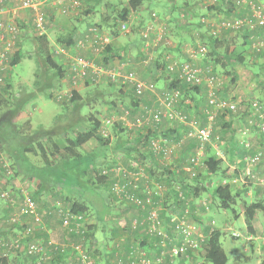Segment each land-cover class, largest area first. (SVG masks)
Instances as JSON below:
<instances>
[{
	"label": "trees",
	"instance_id": "trees-1",
	"mask_svg": "<svg viewBox=\"0 0 264 264\" xmlns=\"http://www.w3.org/2000/svg\"><path fill=\"white\" fill-rule=\"evenodd\" d=\"M151 0H127V2L122 6L121 10L117 12L116 16L113 19V23L109 22L107 18H103L102 21L98 24H88L87 26L93 25L96 26L100 32L104 31L102 28L109 29L110 33H106L109 35L111 39L118 36L119 32L122 31L120 28L121 24H128L129 14L138 9L143 4H148V6H153L150 4ZM172 2L171 8H167L166 14L171 17V22L176 23V19L172 16L174 12H176L175 7L177 6L178 0H170ZM189 1V0H188ZM187 0H183L180 5H178L181 9L177 12H183L184 16L188 15H194L193 11L190 8V4ZM202 2V1H201ZM229 3V7H222L221 3ZM257 3H262L258 0H255ZM203 4V2H202ZM212 5V3L207 4L205 7L210 9H217L218 11H225L226 9L232 10L233 6L237 5L236 0H216ZM264 4V3H262ZM241 5V4H240ZM239 6V5H238ZM220 7V8H219ZM232 7V8H231ZM92 11L89 9L85 11V15H89ZM157 13V14H156ZM215 13V12H214ZM155 14V16H153ZM160 16V13L156 12L155 10H150V12H147L146 16L143 19V26L147 25V22H150L154 20V22L157 21L156 17ZM199 16V15H198ZM236 16H227L224 15V17H209L204 14L197 17L198 24L204 25L207 28L208 35L206 36V39H204V35H202V39L205 41L198 40V43L202 45L208 46V55L212 58L214 57V62L217 63L222 58L226 61L227 64H230L232 60H236L238 62H245V56L242 53V51H239L238 48H240L241 44L236 46V50L233 49L231 52H229V46L231 43H235V39H238L241 37L242 43L246 44L247 46H251V48L256 53H260L264 50V47L260 50H256L255 47H253V41L255 39H252L253 35L252 33L255 31L257 32V28H261L264 26H257L253 30H233L229 28H218L216 26L217 22H220L222 19H233ZM161 18V17H159ZM217 18V21L215 20ZM147 21L144 23V20ZM162 19V18H161ZM188 19V18H186ZM213 19V20H212ZM213 21V22H212ZM179 22V21H178ZM212 22V24H211ZM19 24V23H18ZM174 25V23H173ZM174 27H177L175 26ZM129 26V25H128ZM17 25L18 30H22V26ZM180 27V26H179ZM86 29V28H85ZM218 29L217 33H213L214 30ZM18 31L16 34V48L13 50V52L9 55V67L15 65L23 56V50L21 49L23 35H21V32ZM83 31V30H82ZM80 34H76V28L73 27L69 29L66 33V35L62 36V38H59L57 41L61 44V46L69 47L73 45ZM23 36V37H22ZM139 36L142 48H147L144 46V43L146 41V37H144L142 34H140L139 30ZM148 36L150 39L154 36V34L150 31ZM255 36V34H254ZM259 36V35H258ZM21 39V42L19 41ZM164 39L160 40L155 46L157 49L160 45L165 44L163 42ZM32 43L34 45L35 52L39 56V62L41 64V69L38 70L36 77L37 79L34 80V85L38 88L40 93H43L47 98H52L53 100H56V102L61 103L66 108L69 107V103H77L78 101L82 102L81 96L79 93H77L76 90H73L71 97L64 98L62 100H57L56 97L51 92V87H49V81H45L42 76V74H47L48 70L56 71L57 76L63 77L66 75V70L63 68V66L54 60L52 57V54L48 47V38L46 35L44 36H36ZM198 44L195 45V47ZM154 47V46H153ZM116 47L113 44V41L109 42L105 45L104 49L101 51V54L94 59V61L97 64H102L105 67H108L112 64V60L114 55L117 54ZM150 49V48H147ZM223 49V50H221ZM238 49V50H237ZM242 50V48H240ZM122 51V50H121ZM123 53V51H122ZM139 53H142L143 61L144 63H148L149 58L147 56H144V51L139 50ZM198 56V55H197ZM204 56V55H203ZM193 58L190 54L189 59L187 60H166L164 58L160 59V63L158 65L160 66V74L156 77L158 80H165L168 83L164 84V87L168 88H177L180 91V94L186 96L190 95V97L193 98V96L197 93H200V89H203V86H206V84L201 83V85H188L186 84L182 79L179 77V69L178 65L185 62H190L193 64ZM192 59V60H191ZM156 57H154L153 64H155ZM224 61V62H225ZM120 62L125 63L127 66L129 65V62L127 60H120ZM223 62V63H224ZM175 64L172 67V70L168 69L169 64ZM224 63V64H226ZM145 64V65H146ZM152 64V65H153ZM157 64V62H156ZM196 64V63H194ZM196 65L201 66V63H197ZM154 66V65H153ZM205 66H209L211 68V74H215L214 69L212 65L206 64ZM129 70V67L127 68ZM136 74L143 79L142 75L138 70H135ZM216 75V74H215ZM145 80V79H143ZM13 80L10 77V68L7 69V75L4 79V83L0 85V175L2 177H8L6 172L4 173L3 168L1 166L2 163V152H6L9 156V159H12L14 163V173H17V170H21L22 168H25L30 164V166H33L29 160V155H36L37 152L40 154V156L43 158L42 163L39 165H34L35 168L41 169L43 173L40 174L39 171H29L30 174H34L35 178H38L39 180V187L36 189V191H33L32 196L35 200V203L37 200L41 199V195L43 193L44 189V182H51L54 181V175L55 169L57 172L59 170L63 169H74L73 164L70 161L76 160L78 166L81 168V177L78 178L76 184L74 185V191H71V189L66 190V194L63 196L64 203L61 205L56 204L55 208L53 206L47 207L44 211V215H51V211L54 210L57 212L59 217V225L62 227V218L64 217L65 213L72 214V215H80L81 216V222H83V226H85V230H83V227H74V220L72 218L69 219V225L71 229L68 227H62L65 232L66 238L63 242H57V244H48V238L46 237L45 233L47 231L45 223H43V219L40 215V223H36L34 219L31 216H21L19 218V221L11 222L10 216L13 212H16L18 210V207L16 210H12L13 206L9 205L8 202H3L6 206L5 210V220L7 227H3L0 225V239L6 240V242L9 244L14 240H17L18 246L7 248L6 246H0V264H78V261L81 259L80 254H78L77 250L71 246L70 243H76L80 242L82 247L86 245L90 239H91V233L92 231L90 228L92 226H89L88 223L84 219H86L88 213H89V205L86 202V199L79 193L76 194V190L78 187L84 189L89 183L91 182V185H95V182L92 181V178H84L88 172L92 173L93 176H95L96 182L100 185L104 186V183H108L109 190L113 197L116 200L119 201H126L129 203L130 207L129 209H137L138 211L142 212V217L137 219V225L135 228H131V222L130 219H133L132 217L128 219V224L124 225V227L121 228H127L129 231L138 230L139 228L144 229V234L149 239L152 240L151 246L154 247L155 253L151 254V252L144 246L136 245V248H142L144 252L146 253V256L148 258H151V262L149 264H186L185 262H188L187 264H238L241 260H247L249 258H241L240 256H233L232 259H230L229 255L225 251L224 247L221 245L220 239L222 231L219 226H216L214 216L216 213H220L221 210H229L235 216L237 217L239 215V210L235 207L237 201L240 199L242 201L243 205V216L246 228L248 232H253L252 227V221L254 219V216L258 209L264 208V204L260 201H257L255 199H250L248 196H246V193L244 191L245 186L247 185H237L238 183H242L240 180H237L233 182V178H235L238 175V172H235L233 174L234 176L229 175L227 172L229 169L224 164L223 158L219 156L216 153V150H212L208 144H205L203 146V159L194 166L192 163L191 170L186 171L181 168L182 164L184 163L183 159H180L177 164L175 163V166L179 168V172H176L175 166H170L172 161L169 163L162 162L159 157L163 155L162 152H159V154L154 153L153 151H150L149 154L146 155V148H148L149 142L151 138H162L167 141V134L166 131L160 128L158 129H147L143 130L141 134H137L135 136V139L133 141H128L127 139H122V148L123 150L120 151L122 155L120 156V166L124 167V171L119 172L117 178H120V183H127L130 179L129 171L138 170L141 166L143 171V176H140L139 180L136 181L138 185V192L137 195L141 198H145L148 196V188H150V197L152 198L153 205L160 207V209L157 210V213L160 217L169 220L172 215L177 216L180 220L181 218H185V213L188 211L189 208L192 210L197 209L200 211L198 215L196 216L198 218V222L200 220L201 223H199V227L201 228V234L202 239L201 241L195 246L192 247L189 244L184 245L186 248L183 252H176L173 253L170 250V246L168 243L164 247H161L159 243V237L155 235H150L147 233L146 229H148V222L146 219V216L148 214V210L152 206L146 205L145 208H141L140 206H137L135 202H133L130 199L125 198H119L117 195L112 191V177L110 179V183L108 182V171H110L117 163H112L108 167H106V174H103L104 168H95L98 164H95L92 162H89L87 165L81 162L82 158H86L88 161V156L84 155V153L80 150V145L84 142L90 140V139H98L102 140L103 136L100 135L99 129L102 124V121L98 118H96L94 115L89 114L87 119L85 118L86 122L83 126L77 128L74 132H71V128H69L68 132L66 134L62 135L58 141L55 139L54 136L50 135V132L45 130L44 132L41 130L40 133H36V136L38 134L41 135L42 138L45 139L42 142V140H38L34 137L35 134L31 129V123L30 119H27L24 123L17 122L15 120L16 116L20 111L23 110L24 105L30 101V99L33 98L34 92L32 90H28L27 86L25 84H20L18 87L13 86ZM147 83L154 84L153 82ZM231 81H235V74L232 75ZM110 84H112L110 82ZM128 84V83H127ZM130 85V84H129ZM156 86V85H155ZM157 87V86H156ZM157 89H160L159 87ZM208 89V88H207ZM130 90L133 92V96L139 97L134 92V86L130 85ZM21 92L20 94H17L16 92ZM146 92L151 91L149 89H146L145 92L140 95V97L144 96ZM132 96V97H133ZM139 97V98H140ZM196 97V96H194ZM220 98H225L218 96ZM205 102L208 105V93L206 92V98ZM132 100V99H131ZM193 100V99H192ZM263 106V102L261 99H257ZM83 103V102H82ZM113 105V103H112ZM199 105V104H197ZM210 106V105H208ZM71 107V106H70ZM185 107L187 108V104H185ZM211 107V106H210ZM78 108V105H74L71 107L72 110H76ZM264 108V106H263ZM186 112L185 108H181ZM139 111H137L138 113ZM225 113V112H224ZM231 115H239L240 112L236 113H228ZM130 115V113H129ZM244 117L245 114H240ZM133 119L134 117H130ZM213 121V120H212ZM211 121V123H212ZM117 126V124H115ZM123 125V124H122ZM206 123L199 125V126H205ZM124 126V125H123ZM127 128L126 126H124ZM122 127L123 129H125ZM191 127L188 126L185 129V135L184 140L189 142L190 146L189 149L197 148L199 146V143L195 137L187 136V133L190 131ZM25 137V138H24ZM180 138V137H178ZM176 137V140L178 139ZM180 140V139H179ZM178 140V141H179ZM38 145V149H36L33 146L34 142ZM124 141V142H123ZM128 141V142H127ZM185 141V142H186ZM120 142V143H121ZM142 143V144H141ZM47 144V145H46ZM146 147L144 152H142L140 145H143ZM168 144V141L166 142ZM165 144V145H166ZM168 146H171L168 144ZM195 149L192 151L191 154L195 152ZM137 153L141 155V158L138 159L137 166L131 165V160H133L132 154ZM146 155V156H145ZM171 155V154H170ZM188 158H191V155L189 154ZM119 159V160H120ZM101 169V171L99 170ZM193 169V170H192ZM95 171V172H94ZM231 171V170H230ZM2 172V174H1ZM192 172H195V176H191ZM95 174V175H94ZM79 175V176H80ZM116 178V179H117ZM85 179V180H84ZM51 180V181H50ZM59 181V180H58ZM55 184H60V182L55 181ZM164 184L167 187H163L160 184ZM54 184V183H53ZM158 185L164 188L162 192H159L155 187L152 185ZM248 185H262L264 184H254L252 182L244 183ZM90 185V186H91ZM148 187H147V186ZM107 187V186H106ZM153 187V189H151ZM127 190L129 192H134V190L127 186ZM181 194L179 195V193ZM204 192L207 194L210 193V198L208 202H205L203 200ZM77 195V196H76ZM20 199L22 198L21 192L19 195ZM202 198V202H200L199 206H196V202L198 199ZM2 201V200H0ZM6 201V200H5ZM198 207V208H197ZM36 210L39 214V210L36 204ZM186 210V211H185ZM206 210V211H204ZM112 213V212H111ZM110 213V214H111ZM4 214V213H2ZM110 214L109 217L111 216ZM213 214V216H212ZM185 215V216H184ZM23 217H29L31 218L33 223L30 222H22ZM127 217V216H126ZM205 217V220H202V218ZM203 222V223H202ZM104 223V222H103ZM29 228V232L26 233L25 230ZM82 231V232H80ZM143 232V230L141 229ZM11 232H15V234L12 236ZM67 235L69 236L67 238ZM171 236L170 230H167V237ZM73 238V239H72ZM166 240V239H165ZM31 243H39L41 246H43L44 249H42L40 252H31L28 253V247ZM20 245L22 246L20 248ZM134 245H128L127 247V253L125 254L123 251L121 253H117V248L113 249V257L108 252H105L106 255H108L107 259L100 264H126L127 262L124 259L130 255V252L133 251L134 254L131 256L132 259L130 260H137V263L135 264H147L142 263L139 258L142 257L137 250H135ZM166 247V248H165ZM166 249L163 254L160 252L162 249ZM44 252H47L44 254ZM86 252V251H85ZM117 253V254H116ZM88 254V253H87ZM45 255H48L49 257L46 258ZM92 255V254H90ZM159 255H162L163 260L160 262L156 261L155 257H158ZM182 259V260H180ZM101 260V258H100ZM191 261V262H190ZM193 261V262H192ZM123 262V263H122ZM237 262V263H236ZM93 263V262H92ZM96 263V262H95ZM94 263V264H95Z\"/></svg>",
	"mask_w": 264,
	"mask_h": 264
},
{
	"label": "rangeland",
	"instance_id": "rangeland-1",
	"mask_svg": "<svg viewBox=\"0 0 264 264\" xmlns=\"http://www.w3.org/2000/svg\"><path fill=\"white\" fill-rule=\"evenodd\" d=\"M58 1L60 3H58ZM213 1L214 0H202L205 6L209 3H212ZM126 2L127 0H47L42 5L43 9L48 14L45 34L48 38V47L54 60L60 63L64 69L66 68L68 56L65 54H55L53 52V49L58 46H61V44L57 40L59 38H62V36L66 35L70 27L74 26V24L83 21V24L82 23L80 24L81 27L87 28L89 27L87 26L89 23L98 24L102 21L103 18H107L109 22L112 21L111 23H113V19H115L114 17L116 16L117 12L121 10L122 6ZM71 4L72 6H70ZM171 4L172 2L170 1L168 8H171ZM152 5L153 6H148V4H144L142 7H139L138 9L132 11L128 16L129 26L126 28V30L119 32L118 36L112 39L114 46L117 48L116 49L117 54L114 55L112 60L113 63L119 64L120 60L122 59L127 60L132 65L129 67V69H135L138 71H139L138 69L139 66L140 68L142 66L147 68L151 64H153L154 57L157 56L155 46H157L156 44L160 41V39L158 41H156V39H152L150 41L147 40L146 43H144V46L148 45V47L150 48L147 49V48H142L140 36H139V30H140V34L143 35L146 34V30L144 29L145 26L142 28L143 19L144 16L147 14V12H150V10H155L156 12L160 13V16L156 17L157 21L155 23H153L154 20L150 21L149 23L147 22L148 27L150 28L152 27L153 30H156L155 33L156 37H160V35H163L162 39H164L163 42H165V44L170 40V38H168L169 40L166 38L167 30H165L166 27L165 24L171 27V25H173L174 22H171V19L168 14H166L165 16L161 12L163 6L160 3L152 4ZM63 6L67 7L65 8L64 11H62ZM89 9L92 12L89 15H85V11ZM19 10L20 9L16 10L14 16H18ZM167 11H171V10L168 9L166 10V12ZM182 14L184 13L183 12L178 13V15L174 19L181 21L182 25H184L187 22L186 18H189V15L183 18ZM159 17L163 18L164 20H161V18ZM215 20L217 21V18H215ZM15 22L20 27L22 26V30H24L23 31L24 37L21 43L23 56L15 65L10 67V77L13 80L12 82L15 88L18 87L20 84H24L23 82L26 81L28 84V90H32V92H34L35 94L39 92V90L34 85V80L37 79L36 74L38 70L41 69V64L39 62V56L35 52L34 45L32 43V40L36 37L35 33L32 30V19L30 20V22H28L29 23L28 25H20L18 24L17 21ZM184 28L185 27H181V29ZM102 29L104 30L103 32L110 33L109 29L107 28H102ZM170 30L171 33L175 34L173 28H170ZM260 36L262 37L263 35ZM195 43L196 44L198 43L197 34L195 38ZM124 44L127 45V48H124ZM235 44L236 45L241 44L240 46L245 48L248 47L246 44L242 43L241 37L235 40ZM121 50L123 51V53ZM139 50H143L144 51L143 55L147 56V58L150 57L146 65H144L145 64L143 61L144 57L142 56V53L139 54ZM191 50H195V47L192 48ZM80 51L87 52L88 55L85 56L92 57V54L89 52L90 51L89 49L86 48V49L78 50L77 53L80 54L79 53ZM132 56L135 57L134 60ZM262 56H264V54H262ZM96 57L98 56L94 55L92 58L95 59ZM195 59H197V62L201 60L202 65H206V64L212 65L214 72L219 78V82L221 83L220 85H215L216 86L215 92L218 96L226 97L228 99L234 101H240V102L241 101L246 102V100L249 98H256V99L260 98L258 95V88L255 84L257 80L260 79V75H262V72L259 70L260 68L252 69L251 67H249L250 59L245 57L244 61H246V63L244 62L245 63L244 65L243 63L238 62L236 60H232V63L228 65L226 61L223 60L222 58L220 59L219 62L215 63L214 57L212 58L211 56H209L208 52L204 56L199 55L197 57H194V60ZM156 60H158V63L161 64L159 58L156 57ZM223 62L226 64H224ZM123 70H126V67H124ZM256 71L257 73H255ZM234 74H235V81H231L232 75ZM42 76H43L42 79H44L45 81H49L48 82L49 87L51 88H65V86L68 83L67 78L65 76L63 77L57 76L56 71L53 70H48L47 74H42ZM156 76L157 75L150 74L146 78H144L143 76L142 77L148 82H153L154 85H156L159 82ZM110 82L113 83L114 85L112 86ZM83 85H85L86 87L84 90H88L89 95H91L92 97L91 98L84 97L82 101L83 103L80 101H78L77 103H69L68 106L71 107L74 105L75 106L78 105V108L76 110H73L74 113L71 111L72 110L71 107L66 108L61 103L56 102V100H53L52 98H47L43 93L39 92V94L37 93L39 96L31 99L25 105L26 110H29L30 112V116L28 114V111H25V114L21 115L19 119L17 118V121L24 123L27 119L30 118L31 126L34 128L33 134H35V136L36 133H40L41 130L43 132L44 130H47L50 132L51 136H54V140L56 139L58 141V139L62 137L64 131L68 132V129L65 126L70 121L72 123L70 122L71 124H69V126L72 125L71 126L72 128L70 130L71 132L68 133H72L77 128L83 126L84 123L86 122L85 118L87 119L89 114H92L96 118L103 120L104 117L103 113H105L107 117L113 116L116 121L113 123L111 127H109L108 136L103 137L102 140L100 141L101 147H99V149H101L102 151L104 150L103 147L105 146H103V144L108 146L117 141L121 142V140L124 138L129 140L130 137L132 136L131 131L129 132V130H127V128H125L122 125V120H123L122 118H124V122H126L127 120H130V117H134L136 115V112L132 113L133 110H131V108L133 107L131 103V97L128 93L129 87L125 88L124 86L126 85L120 80L112 82L107 79H102L97 82L86 81V83H82V81H80L78 85H76L75 90L78 89L80 90V87ZM156 91L158 90L153 87V92ZM16 93L20 94L21 92L17 91ZM122 93H125V95L119 98V94ZM83 94L84 96L87 95L86 93ZM194 96H200V98L198 99L199 101L198 104L200 108L204 110L202 114L199 112L198 107L194 106V102L190 97V95L184 96L182 94L177 106H180L179 108L182 107L184 108L185 107L184 105L187 104V108L191 110V111L186 110L188 119L191 120L196 126L202 125L204 123L206 124L211 123L212 118L211 120H209V116L212 114L214 115L212 121V128H211L212 129L211 142L208 143V146H210L212 150L214 151L216 150L217 151L216 153L219 156L221 157L223 156L225 158L224 160H227V156H229V154L226 153L227 150L224 148L225 147L227 148L226 144L228 138L230 137V133L227 132V130L229 129L228 126H226L225 124L226 123L232 124L230 125L233 128L232 142L235 143L236 141H238V139H240V135L238 134L237 129L239 130L240 125H242L243 123V116H241L240 114L233 116L231 114L216 111L215 108L208 106L205 100L203 99L206 98L204 89H202L200 93H197ZM86 98L88 100H86ZM109 110L111 111V113H109ZM126 110H129L130 115L126 114L125 112ZM115 124H117V126H121L125 128L121 130V134H119V131L114 129L116 127ZM117 135L119 136L117 137ZM43 141L44 143L46 142L44 138H42V142ZM91 141H92L90 146L91 149L96 148L95 146H99L97 140L91 139ZM33 146L36 149H38V145L36 143H33ZM214 146L216 147L214 148ZM176 154L177 151H175L174 149V152H172V155H170V159L172 161L170 166H174L175 163L177 164V162L180 159L184 160L186 157V155L184 156L181 154L180 155L178 154L176 155ZM235 155L236 154H234V156ZM115 157H117V153L115 154ZM108 158L104 157L103 160L109 161L111 159ZM2 159L3 161H6L9 164L12 175L8 177H2L0 175V191H7L10 197L16 200L15 203L12 205L13 206L12 210H16L19 202L21 201L19 197L20 190L24 189L27 192L33 193V191H36V189L39 187L40 184L38 178H35L33 173L32 175H29L30 174L29 171H39L40 174H45L41 169H37L34 167V165L36 166L41 164L43 158L40 156V154H38V152L36 155H29V160L34 165L30 166V164H28L26 169L22 168L20 171L17 170V173H14L15 172L14 163L12 159H9V156L7 155L6 152H2ZM200 159L202 160L203 156H201ZM239 160L237 164H239ZM70 162H72L74 169H71V171L70 169H67V171L66 169H63V170H59V172L53 169L52 172L55 171V175H54L55 177L53 178L54 181L50 180L51 182H44V189L46 192H48V194L46 195L42 193L41 199L37 200L36 202L39 210V215H41L42 219H44L45 216L44 210L47 207L53 206L55 208L56 204L58 206L64 203L63 196L64 194H66V190L71 189L72 187L74 188V185L76 184L78 178L81 177L80 174L82 171L81 168L78 166L77 161L73 160ZM81 162H83L86 165L89 163V161L84 157L82 158ZM101 166L104 167L106 165L104 164ZM235 169H229L227 173L231 176H234L233 174H235V172L233 171ZM99 170L101 171V169ZM84 178L85 179L92 178L93 179L92 181L95 182V185L93 190H91L92 188L90 189V187L93 186L91 185V182L84 189L78 187L76 190V194L78 195L79 193H81V195L85 197L86 202L89 205V213L85 221L86 223L89 224V226H92L90 228V230L92 231L91 239L82 248H84L86 253H88V255L90 256V259L93 262L92 264H94L95 262H96L95 264H100L102 263V260H100V254L106 256L105 252L104 253L101 252L103 248L102 245H105V242L107 240H110L104 235L106 234V232L107 233L109 232L112 226L114 229L124 227L126 223L128 224L127 221L128 219L124 214L115 215L112 218L108 216L106 218V214L108 213V211H110L109 206L111 205L110 203L108 204L109 197L111 195L109 188L96 183L95 176H93L91 172L90 173L88 172V174ZM55 181L60 182V184H55L56 183ZM158 185L154 184L152 186L155 187L159 192H162L164 188L167 187L163 183L160 185L163 186L164 188L160 186L158 188ZM237 185L239 186L245 184L238 183ZM153 187L151 189H153ZM203 194H204L203 200H205V202H208L209 201L208 198H210V193L207 194L206 192H204ZM3 202H7V201L5 200L0 201V225H2L3 227H7L5 220V215H6L5 210L8 208H6ZM200 202H202V198L197 200L196 206H199ZM9 205L11 204L9 203ZM235 207L239 210V215L237 217L229 210L227 211L221 210L220 213H216L214 216V220H215L214 224L216 226H219L221 228L220 230L222 231L221 239H220L221 245L224 247L230 259H232L234 256V254L233 256H231L232 252H235L237 256H240V259L245 257L249 258L247 260L239 261L238 264H264V255H263L264 251H262L263 246H261V243H263L264 245V233L257 236V238L259 239L257 244L255 241L254 244H250L252 239H250L251 237H249L247 234L248 230L247 228L243 230L242 227V222H241L242 218L240 217L243 214L242 213L243 205L240 199L237 201ZM199 212L200 211L198 210V213ZM198 213H197V209L191 211V208H189L188 211L185 213L186 216L184 215L185 216L184 221L186 224V231H185L186 241L191 240L192 242L194 241L197 242L198 241L197 238H201V228L199 227L198 218L196 217ZM51 215L54 221L57 220L59 221V217L56 216L58 215L56 211L52 210ZM111 215L114 214L111 213ZM135 220L137 221V218L130 219V221H132L130 229L133 228L132 223L135 222ZM202 220H205V217H203ZM54 226L55 229L51 231V238L53 239L63 235L62 230H60L62 227L57 225V223ZM141 229L143 230V228ZM141 229L139 228L138 232H142ZM129 233H131L129 237L133 235L132 231H130ZM127 234L128 231L126 230L123 231L121 235H127ZM121 241L124 240L116 239L113 242L111 241L112 243L109 242V244H112L113 248L118 249V251L116 252L121 253V251H123L126 254L127 248L123 247L122 243H120ZM52 242H54V240H52ZM168 242L174 243V240H170ZM231 245L236 246V249L230 251ZM133 247L136 248V245H134ZM126 259L127 258L124 259V263L125 261H127Z\"/></svg>",
	"mask_w": 264,
	"mask_h": 264
},
{
	"label": "built area",
	"instance_id": "built-area-1",
	"mask_svg": "<svg viewBox=\"0 0 264 264\" xmlns=\"http://www.w3.org/2000/svg\"><path fill=\"white\" fill-rule=\"evenodd\" d=\"M11 0H0V85L4 83V79L7 75V69H9V55L16 48V34L18 33L17 24L14 20H6L1 17L2 14L10 12L13 15L16 13L17 9H29L32 11V30L36 36H44L46 35V26H47V18L48 14L43 9L42 5L47 0H13L16 2L15 6H10ZM214 0L212 3H214ZM237 5H240L244 2H249L250 11L245 16H237L233 19H222L220 22H217L216 26L218 28H229L233 30H253L257 26H264V4L257 3L255 1L249 0H236ZM67 8L66 6L62 8V11ZM155 16V14H153ZM184 14H182V17ZM213 22V21H212ZM211 22V24H212ZM149 23V22H148ZM147 23V24H148ZM155 23V22H153ZM128 24H121L120 28L122 31L126 30ZM146 34H142L146 37L147 40L159 39L162 40L163 35L160 37H156V30L153 28L145 26ZM152 32L154 36L152 39L148 36L149 32ZM218 29L214 30L213 33H217ZM253 47L256 50H260L264 47V36L253 35ZM112 39L105 32H100L96 26H89L84 29L76 42L69 46H58L53 49L55 54H65L68 57L66 63V75L67 85L65 88H51L52 94L56 97L57 100H62L65 97L69 98L72 95L73 90H75L76 85L80 81L82 83L89 82H97L102 79H107L109 81L115 82L120 80L123 83H128L134 86V92L137 96L140 97L146 89H149L151 93L154 95V100L150 104L141 105L139 112L136 113L133 119L127 120L124 122V118H122V124L127 127L129 132L131 131L132 136L128 141H133L137 134H141L143 130L149 129H158L160 128L164 121L166 120H179L191 127L190 131L187 133V136L195 137L199 143V146L195 149V152L191 154V158L188 156L185 157L184 163L181 168L190 171L192 164L196 166L201 161V156H203V146L211 142V133H212V123H208L205 126H196L191 120L188 119L186 112L177 106L179 99L181 97L180 91L177 88H168L162 87L157 89L154 84L147 83L145 80L141 79L134 69L123 70L126 67V64L123 62H119V64H115L112 61V64L108 67L103 66L102 64H97L92 58L94 55L99 56L101 51L104 49L105 45L111 42ZM145 41V43H146ZM198 45L195 47V50H191L190 54L192 57H197V55H205L208 52V46L197 43ZM147 48L148 45H145ZM89 49L92 57L83 56L77 53L78 50ZM10 53V54H9ZM197 64V63H196ZM196 64H191L190 62L181 63L178 65L179 77L188 85H201V83L206 84L207 93H208V105L215 108L216 111L225 112V113H236L240 112V114H245L243 119L244 122L242 126L239 128L238 132L240 133V139H238L239 146L244 149L251 148V142L248 140V134L252 129H256L259 133L264 134V108L262 104L256 98H249L246 102L243 101H234L228 98H220L215 92V85H220L219 78L217 75L211 74V68L209 66L201 65L198 66ZM175 64H169L168 69L172 70V67ZM153 87L158 91L153 92ZM127 115H129V110L125 111ZM214 115L209 116V120H213ZM211 120V121H212ZM116 120L113 116L106 117L100 126L99 133L101 136L106 137L109 134V127L113 125ZM127 141V142H128ZM167 141L160 137L151 138L147 149L144 144L140 145L142 152H144L146 148V155L149 154L150 151H153L156 154L162 152L163 155L157 156L162 162L169 163L170 159V151L171 147L166 144ZM142 144V143H141ZM166 144V145H165ZM145 155V156H146ZM133 160H131L132 166H137L138 159L141 158L140 154L133 153ZM263 159V150L258 149L252 154H246L243 158L245 162V169L239 173L235 178H233V182L240 180L243 183L252 182L254 184H264V178L262 176L257 175L253 167L261 162ZM192 163V164H191ZM1 166L3 168V172L11 176L10 166L6 161L2 160ZM175 166V165H174ZM176 172H179V168L175 166ZM114 169L115 177L117 178L119 172L124 171V167L116 165ZM138 170L129 171L130 179L127 183H120V178L112 177V191L119 198L130 199L140 206L141 208H145L146 205L151 206L148 210V214L146 216L148 222V229H146L147 233L150 235H155L159 237V243L161 247H164L166 243L171 247L170 251L173 253L183 252L185 250L186 244H189L192 247H195L202 239L197 238V242H192L191 240H185V231L186 224L185 219L177 218V216L172 215L169 220H166L160 217L157 213V210L160 207L154 206L152 198L150 195V188H148V196L145 198H141L137 195L138 185L136 183L139 180L140 176H143V171L141 166L138 167ZM193 170V169H192ZM106 174V171L101 172ZM2 174V172H1ZM195 172H192L191 176H195ZM127 186H130L134 192H129L127 190ZM147 186V185H146ZM148 187V186H147ZM22 198L19 202V207L16 212H13L10 216L11 222L19 221L21 216H31L34 221L38 224L40 223V215L36 210L35 200L30 192L25 191L24 189L20 190ZM181 192L179 193V195ZM0 200H6L8 203L13 205L15 203V199L10 197L7 191H0ZM72 218L74 220V227H83L85 230V226H83V222H81L80 215H72L65 213L62 218V227H68L71 229L69 225V219ZM85 220V219H84ZM137 225V221L132 223V227L135 228ZM167 230H170L171 236L167 237ZM80 231V232H82ZM26 233L29 232V228L25 230ZM83 233V232H82ZM236 235V234H235ZM166 239V240H165ZM170 240H174V243L168 242ZM48 244H53L50 239L47 241ZM57 244V243H55ZM73 248H75L80 254L81 259L78 261V264H92L90 256L85 252L84 248L80 242L70 243ZM164 244V245H162ZM0 246H6L10 249V247H19L17 240L12 241L11 243H7L6 240L0 239ZM22 246L20 245V248ZM43 248L39 243H31L28 247V253L31 252H40ZM137 252L142 256L139 260L142 263L149 264L151 262V258L146 256V253L142 248H135ZM166 249H162L161 254L164 253ZM43 251V250H42ZM47 252H44L46 254ZM119 253V252H117ZM116 253V254H117ZM134 254L133 251L130 252V255L126 257L128 262L127 264H135L137 260L132 259L131 256ZM48 258V255H45ZM156 261H162V255L155 257Z\"/></svg>",
	"mask_w": 264,
	"mask_h": 264
},
{
	"label": "crops",
	"instance_id": "crops-1",
	"mask_svg": "<svg viewBox=\"0 0 264 264\" xmlns=\"http://www.w3.org/2000/svg\"><path fill=\"white\" fill-rule=\"evenodd\" d=\"M182 1L183 0H178V2H177V6L175 7L176 12H174V14L172 15L174 18L178 15L177 12L181 9L178 5H180L182 3ZM197 1L196 0L195 1H193V0H189L188 1V3L190 4L189 7L192 8L191 10L194 12L193 13L194 15H189V18L187 19V22L184 25H182L181 21L178 22V20H175L177 25H178V26L177 25H175V26H177V27H174V25H171V27H169L167 24H165L163 22L165 24V26H166V27L164 26L165 30H167L166 38L167 39L170 38V40L168 39L169 41L166 44H162L156 49V55H157L156 57L159 58V60L162 59V58H164V59H166L168 61H170V60H187L190 57L191 49L194 48L195 45H196V43H195L196 34H197L198 40H200V38H201L200 41H202V40L205 41L204 39H206V36L208 35L207 28L203 24L202 25L198 24V20H197L198 19L197 18L198 15L204 14V15L209 16V17H224V15H227V16H230V17L231 16H236V15L245 16L250 11L249 2H244V3H242L239 6L238 5L233 6V8L231 7L232 10L226 9L225 11H218L216 8L215 9H210V10L208 9V7L206 8L205 5L202 4V2H201L202 0H199L198 3H197ZM249 1H255V0H249ZM258 1L264 3V0H258ZM58 3H60V2L58 1ZM157 3H160L163 6V8L161 9V12L166 16V10H167V8L169 6L170 0H151L150 1V4H157ZM8 5L15 6L16 3L11 0L10 3H8ZM143 5H141L140 7H142ZM212 5H215V4H212ZM70 6H72V4ZM221 6L222 7H226V6L229 7L230 4L225 2V3H221ZM18 13H19L18 16H14L12 13L7 12V13L2 14L1 17L3 19H6V20H15L20 25H28L29 24L28 22H30V20L32 19V11L29 10V9H27V10L20 9ZM170 19H172V18L170 17ZM161 20H164V19L162 18ZM146 21H147V19L144 20V23ZM81 23L83 24V21H81V22H79L77 24H74V26L70 27V29L75 27L76 28V34H80L82 32V30H84L86 28V27H81V25H80ZM174 24H175V22H174ZM181 27H185V28L181 29ZM170 28L174 29L175 34L170 32L171 31ZM23 31L24 30L20 31L21 35L24 34ZM252 34L253 35L254 34L255 35H259V36L260 35L264 36V27L257 28V32L254 31ZM202 35H204L203 36L204 39H202ZM253 35H251V36H253ZM19 41L21 42V39H19ZM236 44L234 42L231 43L230 46H229V50L228 51L231 52V50H233V49L236 50V46H238ZM124 48H127V45L124 44ZM240 48H242V53L244 54V56L246 58L250 59L249 67H251L252 69L260 68L259 70L262 72V75H260V79L257 80L255 85L258 88V95L260 97L259 99L262 100L263 106H264V56H262V54H264V52H263L264 50L262 52H260V53H256V52H254V50L251 48L250 45L248 47H246V48L245 47H240ZM240 48H238L239 51H241ZM79 53H80V55H83V56L88 55L87 52H83V51H80ZM139 54H141V53H139ZM132 58L134 60L135 57L132 56ZM192 61H193V63H202L201 60H199L197 62V59L194 60V58H193ZM156 62H157V64H156ZM245 63H246V61H245ZM245 63L243 62V65ZM153 65L151 64L147 68H145L143 66L140 68V66H139L138 69H139L140 74L144 78L148 77L150 74L151 75H159L161 68L158 65V61H155V64H153ZM130 66H132V65L129 63L128 66L126 65V68H128ZM255 73H257V71ZM23 83L28 88L27 82L25 81ZM166 83H167V81H165V80L164 81L163 80H159V82L156 85L159 88H162V87H164V84H166ZM115 84H117V83H115ZM124 84L126 85V86H124L125 88L129 87L128 93H129V95H130V97L132 99L131 100L132 107H133V108H131V110H133L132 113H134V112L137 113V111H139L141 105L150 104L152 102V100L154 98V95L151 94L150 92H146L145 95L140 97V98L139 97L135 98L133 96L134 95L133 92H131V90H130V85L127 84V83H124ZM113 85L114 84L112 83V86ZM85 88H86L85 85H83V86L80 87V90L79 89L76 90L77 93H79V95L81 96L82 100H83L84 97H87V98H91L92 97L91 95H89V91L88 90H84ZM203 89L205 90V95H206L207 88L205 86H203ZM200 90H202V89H200ZM82 92L86 93L87 95L84 96V94ZM37 93L39 94V92H37ZM37 93L34 94L33 98H36L37 96H39ZM124 95H125V93L119 94V98L123 97ZM196 97H198V98H196ZM196 97L193 96V98L192 97L191 98L193 99L194 106L198 107L199 112L202 114L204 110L201 109L199 105H197L199 103L198 99L200 98V96H196ZM87 98H86V100H88ZM25 105L23 107V110L20 111L18 113V115L16 116V121H17V118L19 119V117L21 115L25 114V111H28V114L30 116V112H29V110H26ZM184 108L187 111H191L190 109H188L186 107H184ZM71 111L74 113L73 110H71ZM192 111H193V108H192ZM196 112H197V109H196ZM109 113H111L110 110H109ZM103 114H104V117H103V120H104L107 116L105 115V113H103ZM103 120H101V121H103ZM17 122H19V124L21 123L20 121H17ZM70 122L67 123V125L65 126V127H67L68 130L72 126V125L69 126V124L72 123V122L71 123ZM243 122H244V119H243ZM30 123H31V120H30ZM225 125L228 126L229 130H227V132L230 133V137L228 138V141H227V144H226L227 148L226 147L224 148V149L227 150L226 153H228L229 156H227V160H224L225 158L222 156L226 167H228V169H235L236 168L234 171L238 172V174H239V173H241L243 171V169H245V162L243 160L244 156L246 154H252L258 149H262L263 150L262 162H259L258 164H256L253 167V170H254V172L257 175L262 176L264 178V134L259 133L256 129H252L250 131L249 135H248V140H249V142H251V148L250 149H244L243 147L239 146L238 141H236V142L234 141L235 143L232 142L233 141L232 140V138H233V128L230 126L232 124L226 123ZM188 126L189 125H187V124H185L183 122H180L179 120H176V119L175 120H166V121H164L163 125L161 126L160 129H162V127H163V130L166 131L165 133L168 135L167 136V141H168V144L171 145L170 146L171 147V151H170L171 155H172V152H174V149H175V151H177L178 155H180V154L184 155V156L186 155V157H187V156H189V154L191 155L192 151L195 149V148L189 149V146H190L189 142L187 143V141L184 140V135H185L184 131H185V129ZM241 126L242 125H240V127ZM31 129L34 131V128L32 126H31ZM114 129L119 131V134H121V130L123 128L121 126H116ZM57 130H59V129H57ZM66 132L67 131L63 132L64 135L66 134ZM237 132H238V129H237ZM32 133H34V132H32ZM238 134L240 135L239 132H238ZM118 136L119 135H117V137ZM33 137H34L33 138L34 141H35V138H37L38 140H42V137H41L40 134H38V136H33ZM176 137L177 138L180 137V138H178L176 140ZM249 137H250V139H249ZM95 140H97V142L99 144V146H95L96 148H92L91 149V147H90L91 143H92L91 139L80 145V150L84 153V155L88 156L89 162L94 163V161H95V164L96 163L98 164L95 168H101V169L104 168L103 171H105L106 167H108L113 162L117 163L116 165L120 166V161L122 160V159H120V156L122 155V153H120V151L123 150L122 142L120 143V142L117 141V142H114L113 144L108 145V146L103 144V146H105V147H103L104 150L102 151L101 149H99V147H101L100 140H98V139H95ZM234 145H236V146H234ZM215 147L216 146H214V148ZM116 153H117V157H115ZM234 154H236V155L234 156ZM104 157H107V158L109 157L108 159H110V158L111 159L109 161L108 160H103ZM239 158H240V160H239ZM238 160H239V164H237ZM102 162H103V164H102ZM100 164L101 165L105 164L106 166L103 167ZM114 169L115 168H112L110 171L107 172L108 173V177H107L108 179L107 180H108L109 183H110L111 177H115V173L116 172H114ZM245 185H247V186H245V189H244V191L246 193V196H248L250 199H255V200L260 201V202H262L264 204V186H262V185L258 186V185H253V184L252 185L251 184L250 185L245 184ZM104 186H107L109 188L108 183H106V182L104 183ZM72 188H71V191H74L73 189L75 187L73 189ZM90 189L93 190L94 187L92 186V187H90ZM43 193L46 194V195L48 194V192H46L45 190L43 191ZM109 203L111 204L109 206L110 211H108V213L106 214V218L109 216L108 214H110L111 212L114 214V215L110 214L111 218L113 216H115V215H120V214L121 215L124 214L125 216H127V219H130L131 217L134 218V219H136V218L140 219L142 217V212L138 211L136 208L133 209V210L129 209V207H130L129 203H127L126 201L116 200L113 197L112 194L109 197L108 204ZM53 216H55V215H53ZM240 218H242L241 222H242V227H243V230H244L246 228V226H245V221H244L243 214L241 215ZM22 219H23L22 220L23 223H25V222L33 223L31 218H29V217H23ZM43 220H44L43 223H45L46 229H47V231L45 233L46 237L48 239H50L51 241L54 240V243L63 242L64 239L66 238L63 228L60 229L63 232L62 236H59V237H57L55 239L51 238V231H53V229H55L54 225L56 223H57V225H59V221L58 220L54 221L52 215L44 216ZM199 223H201L200 220H199ZM252 227H253V232L254 233L247 232V234H248L249 237H251L250 239H252L250 244H254V241L257 244L258 240H259L257 238V236H259L260 234L264 233V208H261V209L257 210V212H256V214L254 216V219L252 221ZM126 230L128 231V234L127 235H121L123 233V231H126ZM129 232L130 231L127 228L114 229L113 226H112V228L109 230V232L108 233L106 232V234L104 235L110 240H107L105 242V245H102L103 248H102L101 252L102 253L109 252V254L111 252V255H112L114 248L112 247V244H109V242H111V241L113 242L116 239H122L124 241H121L120 243H122L124 248L126 246H128V244L129 245L130 244L131 245H141V246L146 247L151 252V254L155 253L154 247L151 246L152 240L149 239L147 236H145L144 229H143V232H138V230L132 231L133 235H131L130 237H129V235L131 233H129ZM14 234H15V232H11L12 236ZM68 237L69 236L67 235V238ZM127 240H129V241H127ZM261 246H263L262 251H264L263 243H261ZM235 249H236V246H233V245L230 246V251H233ZM231 254H232L231 256H233V254H234V256H237L235 252H232ZM107 257H108V255L103 256V254H100V258H101V260L103 262L107 259ZM112 257H113V255H112ZM180 260H182V259H180ZM185 263H188V262H185Z\"/></svg>",
	"mask_w": 264,
	"mask_h": 264
}]
</instances>
